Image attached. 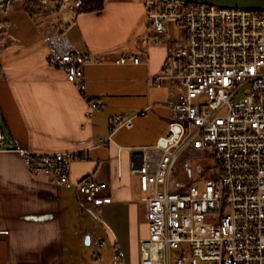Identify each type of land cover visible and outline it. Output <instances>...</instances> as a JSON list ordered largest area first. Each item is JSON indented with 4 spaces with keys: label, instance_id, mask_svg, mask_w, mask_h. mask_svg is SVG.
<instances>
[{
    "label": "crops",
    "instance_id": "crops-1",
    "mask_svg": "<svg viewBox=\"0 0 264 264\" xmlns=\"http://www.w3.org/2000/svg\"><path fill=\"white\" fill-rule=\"evenodd\" d=\"M56 5L0 7V264H111L115 250L129 261L147 235L149 195L129 173V148L156 144L178 96L167 79L157 86L150 78L161 71L166 48L150 39L144 0H103L98 10ZM53 32L78 52L102 56L84 67V94L48 63L45 38ZM132 51L147 61L112 60ZM91 101L99 107L91 110ZM114 115L131 126L111 129ZM17 149L81 151L69 163L70 178L103 180L110 201L83 208L74 187L31 173Z\"/></svg>",
    "mask_w": 264,
    "mask_h": 264
},
{
    "label": "built area",
    "instance_id": "built-area-1",
    "mask_svg": "<svg viewBox=\"0 0 264 264\" xmlns=\"http://www.w3.org/2000/svg\"><path fill=\"white\" fill-rule=\"evenodd\" d=\"M69 1L76 0L58 2ZM144 2L151 41L167 46L161 71L150 78L157 86L167 79L178 96L169 103L171 119L156 144L129 148V173L149 191L139 264H264V10ZM45 42L48 63L84 94V67L102 56L76 51L60 32ZM112 60L137 64L147 55L119 52ZM98 107L90 102L91 110ZM116 125L129 127L131 120L114 115L110 128ZM4 139L0 128V149ZM186 150L206 157L207 165L196 163L197 179L174 181L171 190L175 163ZM17 151L31 173L74 187L83 208L110 201L103 180L70 178L69 163L81 151ZM112 264H124L117 250Z\"/></svg>",
    "mask_w": 264,
    "mask_h": 264
},
{
    "label": "rangeland",
    "instance_id": "rangeland-1",
    "mask_svg": "<svg viewBox=\"0 0 264 264\" xmlns=\"http://www.w3.org/2000/svg\"><path fill=\"white\" fill-rule=\"evenodd\" d=\"M49 1H52V0H47V2H49ZM16 2H19V4L23 3L22 0H17V1L11 2V3H16ZM176 28L178 30L180 29L178 24H176ZM162 45H164L165 48L167 49L166 43H163ZM166 52H167V50H166ZM196 163H201V164H204V166H206L207 165L206 157L199 155L197 152H195L193 150H190V152H187V150H186L180 154L178 160L175 163V167H174L172 175H171V179H170L171 190L176 189L173 186L174 181H180L181 183H185V182H188L190 180L197 179V174L194 171V165ZM211 163L215 164L214 160H212ZM206 176L210 177V176H212V174H210L209 172H206ZM200 185H201V182H200ZM147 233H148V221H147ZM138 257H136L133 254L130 256L129 261H126V259H124L123 263L124 264H138L137 262L140 260V241L138 244ZM137 258H138V260H137ZM103 264H108V263H107V261L104 260Z\"/></svg>",
    "mask_w": 264,
    "mask_h": 264
},
{
    "label": "water",
    "instance_id": "water-1",
    "mask_svg": "<svg viewBox=\"0 0 264 264\" xmlns=\"http://www.w3.org/2000/svg\"><path fill=\"white\" fill-rule=\"evenodd\" d=\"M17 0H0V4L11 3ZM26 6L32 1L27 0ZM164 3L177 2V3H188V2H203L209 4H217L222 6L238 7L251 10H264V0H159ZM81 0L69 1L61 6V11H67L79 8ZM172 21L168 23V37L172 38Z\"/></svg>",
    "mask_w": 264,
    "mask_h": 264
},
{
    "label": "trees",
    "instance_id": "trees-1",
    "mask_svg": "<svg viewBox=\"0 0 264 264\" xmlns=\"http://www.w3.org/2000/svg\"><path fill=\"white\" fill-rule=\"evenodd\" d=\"M23 3L27 4V0H22ZM38 0H32L28 5L30 7V5H34L35 6V2ZM56 1V9H60V3L58 2L59 0H53ZM103 6V0H81V4L79 6L80 10H98ZM28 7V8H29ZM39 8H42L40 5H38ZM0 128H3V121L2 118L0 117Z\"/></svg>",
    "mask_w": 264,
    "mask_h": 264
},
{
    "label": "flooded vegetation",
    "instance_id": "flooded-vegetation-1",
    "mask_svg": "<svg viewBox=\"0 0 264 264\" xmlns=\"http://www.w3.org/2000/svg\"><path fill=\"white\" fill-rule=\"evenodd\" d=\"M0 33H4V26L0 23Z\"/></svg>",
    "mask_w": 264,
    "mask_h": 264
}]
</instances>
